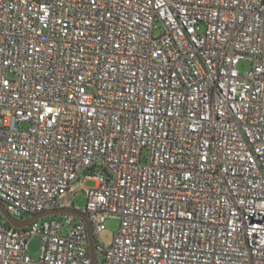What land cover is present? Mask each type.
<instances>
[{"label":"built area","instance_id":"1","mask_svg":"<svg viewBox=\"0 0 264 264\" xmlns=\"http://www.w3.org/2000/svg\"><path fill=\"white\" fill-rule=\"evenodd\" d=\"M0 120L8 212L80 185L96 246L0 214V264H264V0H0Z\"/></svg>","mask_w":264,"mask_h":264},{"label":"rangeland","instance_id":"2","mask_svg":"<svg viewBox=\"0 0 264 264\" xmlns=\"http://www.w3.org/2000/svg\"><path fill=\"white\" fill-rule=\"evenodd\" d=\"M160 32H158L159 34ZM238 69L241 73H248L251 70V63L248 61H241L238 65ZM1 123V120H0ZM96 183L92 180H88L84 183L85 188H94ZM59 203L61 206L74 205L79 210H85L87 206V196L80 185H76L74 192L66 193L61 196ZM120 227V221L118 219H109L106 222V230L99 235V239L106 245L112 243L114 234L117 233ZM40 252V240L39 238H33L30 241V253L33 257L38 258Z\"/></svg>","mask_w":264,"mask_h":264},{"label":"water","instance_id":"3","mask_svg":"<svg viewBox=\"0 0 264 264\" xmlns=\"http://www.w3.org/2000/svg\"><path fill=\"white\" fill-rule=\"evenodd\" d=\"M0 214L2 215L3 219L10 224L14 228L22 229L29 226L32 222L48 217H57V216H64V215H73L78 219L83 220L88 228L89 233V241H90V251L92 255L93 261L96 259V246H95V236L94 230L92 226V222L88 215L76 210L74 208H58L51 211H44L42 213L35 214L26 220H18L14 218L7 210L5 204L0 200Z\"/></svg>","mask_w":264,"mask_h":264},{"label":"crops","instance_id":"4","mask_svg":"<svg viewBox=\"0 0 264 264\" xmlns=\"http://www.w3.org/2000/svg\"><path fill=\"white\" fill-rule=\"evenodd\" d=\"M58 218H60L59 216H57Z\"/></svg>","mask_w":264,"mask_h":264},{"label":"trees","instance_id":"5","mask_svg":"<svg viewBox=\"0 0 264 264\" xmlns=\"http://www.w3.org/2000/svg\"><path fill=\"white\" fill-rule=\"evenodd\" d=\"M9 226V225H8Z\"/></svg>","mask_w":264,"mask_h":264}]
</instances>
